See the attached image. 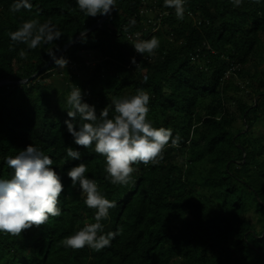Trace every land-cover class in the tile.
<instances>
[{
    "label": "trees",
    "instance_id": "obj_1",
    "mask_svg": "<svg viewBox=\"0 0 264 264\" xmlns=\"http://www.w3.org/2000/svg\"><path fill=\"white\" fill-rule=\"evenodd\" d=\"M13 2L0 0V80L10 82L36 74L52 59L49 51L57 54L102 17L84 15L76 0H30L31 12L16 13L10 11ZM163 4L116 0L102 26L62 55L67 68L53 63L27 84L0 86V179L13 175L5 158L32 143L53 159L65 186L61 216L20 236L0 233V264H264V134L256 135L258 125L264 126V0H243L236 8L230 0H187L183 21ZM32 18L51 19L62 37L35 50L12 45L8 33ZM136 33L160 39L154 56L136 53L130 39ZM20 49L27 59L20 58ZM59 75L64 89L43 83ZM73 83L98 115L113 97L147 90L148 118L155 127L179 133V146L168 147L157 165H134V183L112 185L94 146L76 145L67 131L66 98ZM243 91L253 99L237 98ZM238 117L242 127L236 126ZM68 146L81 152L80 160L67 157ZM81 162L116 201L102 221L104 231L124 229L99 252L60 244L95 222V210L67 176Z\"/></svg>",
    "mask_w": 264,
    "mask_h": 264
},
{
    "label": "clouds",
    "instance_id": "obj_2",
    "mask_svg": "<svg viewBox=\"0 0 264 264\" xmlns=\"http://www.w3.org/2000/svg\"><path fill=\"white\" fill-rule=\"evenodd\" d=\"M76 2L79 10L92 18L110 16L116 10V0ZM252 2L259 4L261 0ZM186 3L187 0H164L163 7L174 9L176 18L183 21L187 11ZM230 3L234 8L241 7L243 0H230ZM22 9L31 12L33 4L30 0H14L10 5L12 13ZM36 15H39V11ZM188 15L191 13L188 12ZM129 24L134 26L136 20L133 18ZM8 36L12 45L24 44L28 50H35L41 44L47 45L59 40L62 32L51 19L42 23L32 18L24 20ZM86 36L87 31L80 33L82 41ZM132 46L138 54L154 56L160 47V39L155 35L150 39H141L140 34L136 33ZM48 55L56 68H67L68 59L63 56L57 58L55 51H49ZM19 56L27 59L26 51L20 49ZM131 63L135 68L139 66L135 56L131 58ZM24 83L21 80V84ZM150 101V93L139 88L134 94L113 97L111 104L100 110L98 115L95 105L84 101V92L75 83L67 95V131L76 145L85 149L94 146L95 153L104 158L105 178L112 185L127 186L134 183L133 174L137 171L134 165H157L164 159L168 147H178L181 142L180 134L174 136L171 128L154 126L148 118ZM110 108H114L111 117ZM66 151L71 160L81 159L79 150L68 146ZM5 163L13 170V175L10 179H0V233L20 236L26 230L45 225L50 217L61 216L59 204L65 186L56 168L52 167L54 162L49 155L31 143L17 155L7 156ZM87 172L88 165L81 162L67 170V176L72 188L79 185L84 204L95 210V222L85 223L82 228L64 237L60 244L73 250L88 247L99 252L111 247L112 241L122 235L124 229L119 226L116 231H104L102 221L109 218V210L116 207V201L108 199L100 190L98 182L86 175Z\"/></svg>",
    "mask_w": 264,
    "mask_h": 264
},
{
    "label": "water",
    "instance_id": "obj_3",
    "mask_svg": "<svg viewBox=\"0 0 264 264\" xmlns=\"http://www.w3.org/2000/svg\"><path fill=\"white\" fill-rule=\"evenodd\" d=\"M108 18V16H102L100 18V20H98V22H96L94 25H92L91 27H89L88 29H86L85 31H87V34L100 28L102 26V24L105 22V20ZM83 31V32H85ZM82 33V32H81ZM80 39V34H78L75 38H73L71 41H69L68 43H66L63 48L56 54L57 58H60L72 45H74L78 40ZM54 63V61L51 59L47 64H45L36 74H34L33 76L27 78V79H23V81H25L24 84L29 83L30 81L35 80L36 78H38L41 74L45 73L47 71V69ZM9 84H21V80L17 81V82H10L8 80H0V86H5V85H9Z\"/></svg>",
    "mask_w": 264,
    "mask_h": 264
},
{
    "label": "rangeland",
    "instance_id": "obj_4",
    "mask_svg": "<svg viewBox=\"0 0 264 264\" xmlns=\"http://www.w3.org/2000/svg\"><path fill=\"white\" fill-rule=\"evenodd\" d=\"M197 16L199 17V15H197ZM88 64L92 65V63H88ZM194 72L196 73V70ZM43 83L46 84V85L47 84H53V85H56V86H58L59 88H62V89H64L66 87L65 78L63 76H60V75L56 76V77H51L49 79H45V80H43ZM236 97L237 98H242V99H245V100H249V101H251L253 99L252 93L250 94V92H248V91H245V92L243 91V92L237 94ZM236 111H237L236 107L234 105H232L230 107V112L235 113ZM236 126H238V127H242L243 126L242 125V121H241V119L239 117L236 120ZM258 126L259 127H258V129L256 131V135L259 136V135L264 134V126L262 125V123H260Z\"/></svg>",
    "mask_w": 264,
    "mask_h": 264
},
{
    "label": "built area",
    "instance_id": "obj_5",
    "mask_svg": "<svg viewBox=\"0 0 264 264\" xmlns=\"http://www.w3.org/2000/svg\"><path fill=\"white\" fill-rule=\"evenodd\" d=\"M200 23H201V21H198V24H200ZM129 37H130V36H129ZM130 39H131V40H133V39L135 40V39H136V35H134L133 37H130Z\"/></svg>",
    "mask_w": 264,
    "mask_h": 264
}]
</instances>
